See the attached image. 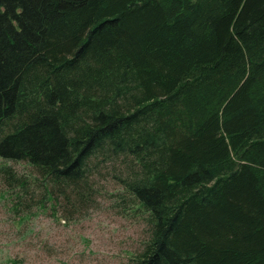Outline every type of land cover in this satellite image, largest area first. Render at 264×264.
I'll return each instance as SVG.
<instances>
[{
  "label": "trees",
  "instance_id": "obj_1",
  "mask_svg": "<svg viewBox=\"0 0 264 264\" xmlns=\"http://www.w3.org/2000/svg\"><path fill=\"white\" fill-rule=\"evenodd\" d=\"M0 201L264 264V0H0Z\"/></svg>",
  "mask_w": 264,
  "mask_h": 264
},
{
  "label": "rangeland",
  "instance_id": "obj_2",
  "mask_svg": "<svg viewBox=\"0 0 264 264\" xmlns=\"http://www.w3.org/2000/svg\"><path fill=\"white\" fill-rule=\"evenodd\" d=\"M0 201V264H130L142 229L102 209L65 222L51 211L13 223Z\"/></svg>",
  "mask_w": 264,
  "mask_h": 264
}]
</instances>
